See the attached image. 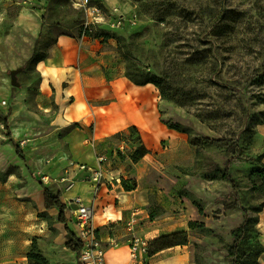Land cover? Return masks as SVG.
<instances>
[{
  "label": "rangeland",
  "instance_id": "rangeland-1",
  "mask_svg": "<svg viewBox=\"0 0 264 264\" xmlns=\"http://www.w3.org/2000/svg\"><path fill=\"white\" fill-rule=\"evenodd\" d=\"M107 1L127 19L104 41L112 68L161 80V121L178 126L182 139L168 146L160 162L139 164L142 158L131 159V135L116 134L111 149L99 151L107 157L105 169L119 171L130 190L140 183L137 192L149 198L146 208L154 214L146 221L169 214L186 223L188 242L162 255L168 264L180 254L189 264H258L264 245L258 225L264 209V190L258 188L264 174V0ZM82 20L71 0H0V131L8 132L33 177L55 194L72 186L73 163L61 135H45L50 126L44 124L51 122L37 97L35 65L57 35L76 37ZM16 69L17 86L10 80ZM44 103L53 114V101ZM153 163L157 169L148 172ZM45 165L49 172L43 174ZM225 168L237 183L235 192L221 178ZM86 172L79 178L89 181ZM16 174L15 166L0 168V264H26L32 249L46 258L66 226L59 213L39 212L21 199L11 181ZM65 206L70 211V203Z\"/></svg>",
  "mask_w": 264,
  "mask_h": 264
},
{
  "label": "crops",
  "instance_id": "crops-1",
  "mask_svg": "<svg viewBox=\"0 0 264 264\" xmlns=\"http://www.w3.org/2000/svg\"><path fill=\"white\" fill-rule=\"evenodd\" d=\"M103 1L108 7L115 6L107 0ZM103 45L104 42L100 39L88 36L79 38L57 35L45 57L35 65L40 74L37 97L42 100L45 118L51 122L44 124L50 126L45 135H61L67 148V160L73 163L71 175L74 180L71 187L60 192L61 201L67 204L78 196L84 204L91 206L94 210L93 224L106 246V264H129V244L133 235L148 241L163 232L186 229V223L173 219L169 214L146 221V217L150 216L146 208L149 198L137 192L140 183L136 189L127 190L121 184L120 178L111 182L86 181L83 176L79 178L83 172L87 174L79 164L85 163L96 168V155L100 154L99 151L110 150L116 134L129 137L130 126L133 125L138 130L141 142L150 150L139 164L154 159L160 162L163 160V153L169 150L168 146L175 147L182 138L178 131L167 127L161 121L157 87L152 83L135 84L122 70L112 68L109 53ZM47 99H51L56 107L53 114L51 107L44 103ZM7 133L6 130L0 131V168H18L19 174L13 175L11 181L17 184L21 199L32 201L39 212L47 211L53 215L59 213L57 207H47L43 185L17 157L16 146L8 139ZM132 137L133 135L130 136ZM132 144L135 148L138 143ZM156 169L155 163L147 167L148 172H155ZM40 172L48 173L49 166L40 168ZM112 174H119V171L113 169ZM122 175L126 176L124 172ZM157 199L161 205L167 206L161 196ZM134 207H139L142 214L138 217L139 224L134 231H129L126 222ZM71 212V208L70 211L65 210L66 225L77 236L78 228L72 221ZM148 223L151 226L144 228ZM258 225L264 237V209ZM66 241L64 227L59 229L50 242V250L44 252L48 264H79L78 254L67 248ZM179 247L185 246L169 247L151 257L146 255L143 262L168 264L167 257L162 255L168 250L184 249ZM178 256L175 259L176 264H189L184 254ZM258 264H264V252Z\"/></svg>",
  "mask_w": 264,
  "mask_h": 264
},
{
  "label": "built area",
  "instance_id": "built-area-1",
  "mask_svg": "<svg viewBox=\"0 0 264 264\" xmlns=\"http://www.w3.org/2000/svg\"><path fill=\"white\" fill-rule=\"evenodd\" d=\"M73 6L83 13L82 35L90 37L85 31L92 28L103 30H116L124 26L127 22L124 12L119 6L108 7L104 1L93 2L92 0H71ZM98 166L91 167L85 163L79 164L82 170L88 171L90 179L94 182L102 180L111 182L119 180V174H112L113 169H105L106 156L96 155ZM72 210V221L76 224L78 231L77 237L82 243V248L78 253L79 264H106V246L98 235L97 228L93 224L94 210L91 206L84 204L80 197H75L70 202ZM142 214L139 207H134L126 224L129 231H134L139 224L138 217ZM149 218V217H146ZM147 240L133 235L130 244L129 264H142L147 251Z\"/></svg>",
  "mask_w": 264,
  "mask_h": 264
},
{
  "label": "trees",
  "instance_id": "trees-1",
  "mask_svg": "<svg viewBox=\"0 0 264 264\" xmlns=\"http://www.w3.org/2000/svg\"><path fill=\"white\" fill-rule=\"evenodd\" d=\"M227 28H228V30H233L232 26H227ZM85 33H87L93 39H100L102 42H104L106 39L111 37L110 31L103 30V29H97V28H92L89 31H85ZM81 35H82V26H80L78 35L76 37L80 38ZM37 43H38V40H36V42H35L34 50H35ZM34 57H35V52L33 51L31 57L28 59L27 62L32 60ZM125 57L128 58V55H125ZM40 59H42V58H40V57L37 58V61H39ZM125 75L133 83L138 84V85H143L146 83L154 84L159 89L161 95L166 96L164 86H163L160 79L155 78V77L148 78L147 76H144V75L134 76L129 71H127V73H125ZM168 127L175 129V130L179 129L178 126H176V125H170ZM130 133H131L130 135H133V137L131 138L132 142L138 143L137 146L132 150V153H131L132 161L136 162L139 159H141L142 157H144V155L149 153L150 150L141 142V139H140V136H139V133H138L136 126H134V125L130 126ZM17 152H18V149H17ZM262 172H264V165L262 166ZM221 178L230 181V183L232 185V190L234 192L236 191L237 183H236V181H234L231 178V176L227 172V168L223 169L222 174H221ZM121 184L123 185V187L125 189H127V190L131 189V188H129V186H127L126 181L123 177L121 178ZM43 188H44L47 207L48 208L49 207H57V209L59 210V221L65 223V225H66V223H67V218H66V214H65L66 206L61 201L60 195L58 193L57 194L53 193L52 190L50 188H48L47 186H43ZM258 188L261 190H264V174H263V181ZM259 211H260V209L257 210V212H259ZM150 217L153 218L154 214L151 213ZM245 220H246V216L238 228L239 234H237L236 240L239 239L240 234L243 232ZM65 229H66V238H67V241H66L67 248L71 249L72 251H75L78 254L82 248V243H81L80 239L74 234V232L72 230H70V228L67 225L65 226ZM187 235H188L187 231L180 230V231L170 232V233H167L164 235H159L158 237L150 239L147 242L146 255L151 257L152 255H154L155 253H157L163 249L173 247L176 245L187 244V242H188ZM263 252H264V245L261 247V249L258 250L257 255L260 256ZM230 253L234 254V245L230 248ZM27 259H28L30 264H48L47 259L44 256H42L40 253L34 252L33 249L29 250L27 252ZM142 264H145V263L143 262ZM254 264H257V263L255 262Z\"/></svg>",
  "mask_w": 264,
  "mask_h": 264
},
{
  "label": "water",
  "instance_id": "water-1",
  "mask_svg": "<svg viewBox=\"0 0 264 264\" xmlns=\"http://www.w3.org/2000/svg\"><path fill=\"white\" fill-rule=\"evenodd\" d=\"M17 71L18 69L10 71L11 84L16 85V86L19 85V82L17 81V76H16Z\"/></svg>",
  "mask_w": 264,
  "mask_h": 264
}]
</instances>
